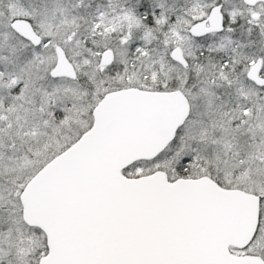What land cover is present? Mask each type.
Wrapping results in <instances>:
<instances>
[{"label":"snow or ice","instance_id":"6c2138e0","mask_svg":"<svg viewBox=\"0 0 264 264\" xmlns=\"http://www.w3.org/2000/svg\"><path fill=\"white\" fill-rule=\"evenodd\" d=\"M0 264H264V0H0Z\"/></svg>","mask_w":264,"mask_h":264}]
</instances>
